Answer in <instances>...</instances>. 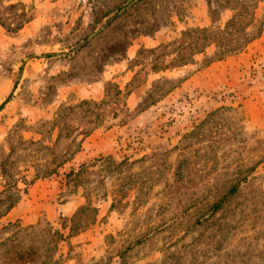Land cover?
<instances>
[{"label": "rangeland", "instance_id": "1", "mask_svg": "<svg viewBox=\"0 0 264 264\" xmlns=\"http://www.w3.org/2000/svg\"><path fill=\"white\" fill-rule=\"evenodd\" d=\"M246 1L219 59L182 48L235 14L209 0H0V264H264V0Z\"/></svg>", "mask_w": 264, "mask_h": 264}, {"label": "trees", "instance_id": "2", "mask_svg": "<svg viewBox=\"0 0 264 264\" xmlns=\"http://www.w3.org/2000/svg\"><path fill=\"white\" fill-rule=\"evenodd\" d=\"M237 3H239V1ZM237 3H230L225 0H209L210 14L213 22L220 20V15L225 10H233L235 14H233V16L226 22L223 28L221 26H218L214 28H196L186 31L184 33V36L188 35L192 38V41L182 44V48L184 45H188V49H192L194 53H196L198 51V48L200 47L202 49L198 51L199 53L206 51V49L210 47H215L216 52H218L219 54V59H222L224 56L233 52L235 48L238 49L242 47L243 45L239 41V38L240 35H242L243 33L245 34L249 25L253 22V11L255 8V4L250 1L242 0V3H240V7H234L233 4ZM90 103L91 102L89 101H84L82 104L86 105ZM62 114L63 115L60 114L59 116L60 120L66 116L65 111L62 112ZM58 120L56 119L55 123H57ZM16 202L17 200L11 202L9 208L14 207ZM83 209L85 210L84 207H80L71 218V225L68 227V236L83 230L86 227V222L90 220L84 219L82 215ZM87 209H89V212H93V208ZM47 238H49L48 240H50V243H52L55 240H65L66 235L64 233H61L60 231L55 232V234H51L50 232ZM28 251H34V249L29 248ZM19 257L23 259V255H19ZM31 262L32 264H57L58 260L38 253L34 261L32 260Z\"/></svg>", "mask_w": 264, "mask_h": 264}]
</instances>
